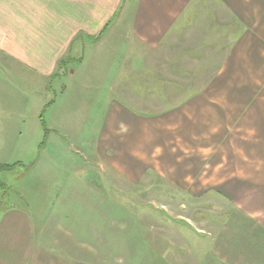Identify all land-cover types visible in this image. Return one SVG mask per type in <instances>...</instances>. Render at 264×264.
I'll return each mask as SVG.
<instances>
[{
	"label": "crops",
	"instance_id": "obj_1",
	"mask_svg": "<svg viewBox=\"0 0 264 264\" xmlns=\"http://www.w3.org/2000/svg\"><path fill=\"white\" fill-rule=\"evenodd\" d=\"M63 58L68 63L59 76ZM2 71L0 166L28 167L32 177L39 161L27 164L22 159L41 136L48 142L46 151L56 158H48V164L97 167L87 157L88 143L104 149L108 141L113 151L121 135L146 139L152 136L153 119L142 112L156 104L168 108L163 91L177 89L184 98L180 105L194 106L202 100L193 101L192 91L208 89L209 111H224L226 124L220 137L212 131L210 153H220L222 144L226 160L240 154L236 168L225 163V169H239L240 174L221 184L210 183L216 180L210 174L207 194L194 191L195 214L202 213L207 226L194 221L191 228L180 229L194 245L185 246L183 237L176 257L187 251L192 264H264V0H0ZM26 73L38 81L29 96L24 94ZM141 82L149 90L159 84L158 92L141 95ZM175 82L182 86L173 87ZM221 85L223 110L221 104L216 107L217 96L213 98ZM41 89L53 92L50 102L38 100L40 109L31 111ZM210 163L215 170L217 163ZM58 184L52 177L43 186ZM33 195L34 190L27 197ZM205 199L224 202V209L209 204L204 207L208 212H202ZM54 215L57 221L43 225L44 213L36 209L0 208V264H62L61 255L41 252L37 236L38 229H58L60 216Z\"/></svg>",
	"mask_w": 264,
	"mask_h": 264
},
{
	"label": "rangeland",
	"instance_id": "obj_2",
	"mask_svg": "<svg viewBox=\"0 0 264 264\" xmlns=\"http://www.w3.org/2000/svg\"><path fill=\"white\" fill-rule=\"evenodd\" d=\"M62 73L59 70V76ZM0 77L5 79L3 71ZM25 77L29 81L24 82V94L29 96L33 94L38 81L27 73ZM141 83L137 85V92L141 95L153 90L158 92L156 87L159 84L151 86L149 90V85ZM201 84L204 86L203 81ZM176 85L182 86L177 82L173 87ZM222 88L223 85L213 98L217 96L216 107L221 109V104L223 110L220 99L225 91L220 90ZM41 90L42 95L35 96L30 105L31 111L40 109L38 100L50 102L47 101L51 97L49 92H53ZM170 90L163 91V95L169 97L168 108L156 104L149 107L152 112H142L148 119H153L152 136L132 141L134 139L121 135L118 138L120 144L114 146L113 151L107 148L108 141L104 149L94 142L88 143L90 151H87V157H93L99 167L90 164L86 170H77L74 169V162L62 161L64 166L61 169L57 162L48 164V158H56L51 156L50 150L46 151L48 142L46 139L42 142L41 136L40 142L36 141L31 152L24 153L22 159L27 164L39 161L34 177L25 166L14 165L0 171V208L5 205L9 208L36 209L44 213L43 225L49 220L57 221L56 215L50 214L59 213L58 229L41 228L37 231L43 247L41 252L61 255L62 264H176L177 260L193 263L187 251H181L179 259L176 257V246L183 237L185 246L189 242L194 245L186 232L180 229L191 228L194 221L206 225L200 218L202 213L195 214L197 203L192 195L194 191L206 192L204 190L211 184L208 185L205 179H209L210 174L216 179L211 178L212 184H221L227 177H237L240 170L234 168L237 167L235 161H240V154L226 160L222 144H219L220 153L214 149L210 153L209 143L214 139L212 131L216 130L218 138L220 128L226 124L224 111L216 114L209 111L208 89L192 91L194 95L188 97L193 101L198 98L202 100L194 106H181L184 99L180 97L181 91ZM190 90L187 89L185 93L188 94ZM16 91L13 89L15 96L13 94L12 98L15 101ZM170 94L174 95L173 99ZM160 99L164 101L161 96ZM4 100L8 102V99ZM165 111L167 114L162 115L164 120L161 121V113ZM216 122L219 123L217 127ZM28 125L27 121L26 128ZM130 140L131 145L128 143ZM41 142L42 147L35 151ZM140 146L143 148L140 153L128 152L139 151L142 149ZM145 148L147 154L144 153ZM210 161L217 163L215 170L209 168L212 167ZM227 162L233 164L234 168L225 169ZM204 166L209 169H202ZM49 172L51 176H48ZM52 177H56L60 184L43 186ZM34 182L35 187L32 186ZM33 190L34 195L27 197ZM52 193L53 199L50 196ZM209 204L213 205V209H224V202L205 199L201 211L208 212L204 207ZM184 217L190 222H183L181 219ZM52 231H56L55 234L52 235Z\"/></svg>",
	"mask_w": 264,
	"mask_h": 264
},
{
	"label": "trees",
	"instance_id": "obj_3",
	"mask_svg": "<svg viewBox=\"0 0 264 264\" xmlns=\"http://www.w3.org/2000/svg\"><path fill=\"white\" fill-rule=\"evenodd\" d=\"M103 33H104V30L100 33V35L98 36V38H100L102 35H103ZM67 63H68V60L66 59V58H63V59H61L60 60V62H59V68H60V70H61V73L63 72V71H65L66 70V65H67ZM63 74V73H62ZM45 112V111H44ZM44 113L42 114V120H44ZM44 126H45V124H44ZM14 165H12V166H9V165H4V166H0V171L2 170V169H9V168H11V167H13Z\"/></svg>",
	"mask_w": 264,
	"mask_h": 264
}]
</instances>
